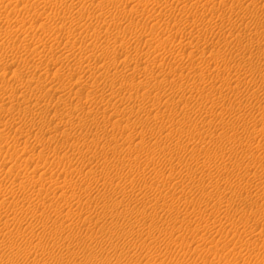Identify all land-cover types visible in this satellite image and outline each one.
I'll return each mask as SVG.
<instances>
[{
  "label": "rangeland",
  "instance_id": "1",
  "mask_svg": "<svg viewBox=\"0 0 264 264\" xmlns=\"http://www.w3.org/2000/svg\"><path fill=\"white\" fill-rule=\"evenodd\" d=\"M226 1L227 0H225V3ZM155 2L154 4H161L160 2L158 3V0ZM243 3L244 0H228L225 5L226 9L216 8L213 17L207 16L206 19H208L202 22L204 25L202 26V24L198 23L197 25L199 26L192 31L195 36L200 35L199 37L204 39H202L200 43L194 40L192 46L195 43H198L200 46L205 45L210 47L209 51L212 50L213 52H216L219 50L218 54L221 56V58H219L221 60L216 61L217 65L220 66V68L235 66L234 70L239 74L242 73L241 77H243L244 72L246 73L245 76L248 83L242 88V91L239 92L240 104L238 106L234 105L230 111L223 110L220 117L224 124L222 128L214 129L203 127L199 130H191L189 128L177 129L174 139L178 140L177 143L180 144L182 149H186V156L180 158L179 165H175L176 161L173 154H167L164 163L160 161L157 162V157L151 148L152 146L148 145L147 142L139 145L138 142H132L125 137L127 134H133L135 132H142L145 137L151 135L153 139L159 136L168 137L169 135L167 134V131L160 132L155 130V123L153 121H145L144 112L138 113L136 116H128L125 112L121 111L123 106L119 102H101L99 96L105 95L107 86H109L110 83L104 87L98 83L92 84V80L90 79L87 88H82L81 91L74 94V90L71 89L72 87L65 82V76L68 73L66 72L67 64L63 63L62 66H57V71L60 72L57 73V81L59 80L57 85L56 83H51V85H48L45 88L39 87V90H37V87L34 85L47 83L51 78L53 69L50 68L48 75L47 72L40 75V70H36L35 73H33L34 62H32L30 56L22 57L20 61L15 63V66H17L13 69H16L18 73L23 75H26L28 72L33 73L34 79L31 84H27L24 87L15 79H9L7 76H0V93L10 92L14 95L24 93L26 95L24 97L25 100H28L30 97V100H32L31 103H34V105L32 104L33 109L36 111L40 110L39 118L44 114L41 121L40 119L38 121L37 117L32 121L28 115L26 116V114L21 113V111H17L15 106H13L12 109H8V111L0 109V145L5 143L4 141L6 139V141H13L14 147L21 148L23 145L26 146V148H31V150H27L29 153L27 154V157L29 156L33 158V162H35V165L32 163V165L28 164L29 166H27V168H20L18 174L19 177H21L22 174L30 176H36L38 174L36 171H31H34L33 168L36 165V168H40L43 163L46 164L47 162H37L34 153L35 151L32 150V146L34 144L47 146L46 143L52 138L54 143L50 140L48 144L50 146L48 147H52L57 151V157L61 162L58 165L59 161L57 159L56 169L54 161L50 160V163L48 162V164L52 167L46 164L49 171L46 172L44 177L52 175V169L53 173L58 170L57 179L62 180L63 178L65 180L62 182H68L67 180L72 179L75 174L78 173V176L81 178L86 189L90 190L99 199L104 197L106 200L111 201V206H109L111 207L110 209L103 210L99 208V210L91 212L89 216L86 215L88 220L85 222V225L88 224L90 227H95V229L98 230H95L97 235L94 232V234L87 235L83 230H79L73 231V234H59L60 237L72 235L74 238L73 244L82 245L89 244L94 239H105L103 238V234H105L106 231L112 232V240H114L117 235L124 238V233L127 232L133 233L134 235L136 233V237H139L141 240L146 238L144 241L145 244L150 245L142 251L132 250V247L128 246H124L118 250V253L122 256L128 254L129 257H125L124 262L128 261L129 264H159L160 262H162L161 264H264V123H253L255 117V121H259L260 119L264 120V61L255 62L256 60L254 61L253 59L252 63H247L245 61L237 63L238 61L235 59L234 51L236 50V47L234 42H232L235 36H239L241 39L240 41L243 43L249 40L260 46L261 49H264V11L257 9L259 5L264 6V0H255L254 5L250 6L245 12H243V18L228 10L233 8L232 10H235L234 12H236L237 7ZM109 4L110 3H106V6ZM132 4H123L122 7L124 10L126 9L125 11L130 10L132 7L138 10L140 9V7L137 8L135 4L134 6H132ZM209 5L208 7H210ZM157 6L158 7L156 8L159 10L160 5ZM107 8L109 9V7ZM181 8L182 5L177 7L174 5L170 10L169 8L162 9L160 7L166 15L163 14L164 17H162L165 18V20L160 18V20H157V23L154 22V24L156 23L155 29L156 31L158 30L157 33L165 27L171 26L173 23L176 24V22H182L181 28L184 29L185 27L186 29L187 26L184 24L192 22L195 17V21L198 20L197 18H199V14L202 13L203 9L194 10L186 15L183 13L184 16L179 13L182 10ZM49 10L51 9H48V11ZM59 11L62 14L65 12L64 9L57 7V12ZM136 12L127 16V19L125 18L126 20L123 19V21H120L122 28L119 31L120 33L118 32L117 34L120 37L116 35L117 32H113L114 36H117L118 38L125 36V34L128 36L129 33L126 28L131 19H134V22H141V29L134 30L136 32L133 31L134 37L141 39L140 37L149 34V30L148 28L146 30L145 26L146 24H152L148 21L145 13H142L141 15L138 13L139 11L136 10ZM113 14L114 13L111 12L110 18L113 17ZM217 15L220 16L218 17ZM115 16L116 18L118 17L117 19H120L119 17L121 15L114 14L112 19H115ZM251 16H254L256 19L253 20ZM182 18H184V20ZM210 19L212 22H210ZM230 21L232 22L230 23ZM122 22H124L125 25ZM215 26H218L217 29ZM142 27L145 30H143ZM57 30H60V32L57 31L59 32V34L57 33V37L59 38L61 37L59 35L63 33L64 28ZM259 31H261V33ZM143 32H145V35H142ZM131 36L132 34L129 37ZM137 47L141 48V46L138 45ZM180 47L179 44L174 43V45L170 47V49L172 48L170 51L178 52L185 50L182 48L180 49ZM138 48L137 51L139 50L140 52V49ZM31 49L34 50L32 47ZM192 50H194V48ZM185 51L188 53L190 50L187 51L186 49ZM185 51H183L184 54H186ZM58 54H60V52ZM58 54L57 56H59ZM248 54L252 57L256 56L255 51H249ZM124 55L125 57H122ZM133 55V52H127L121 55L119 60L121 61L125 58V67L131 68L129 65L132 66L135 62ZM208 56L210 55L204 54V56H202L203 58L200 57L198 61L196 60L197 62H195L194 67L188 66L187 62L184 60L178 63V68L173 66L175 69L170 70L167 76L169 85L176 90L178 89L173 97L168 96V92L164 90L154 93V82L150 80L148 72L146 74L148 82L143 83V85L140 83L137 88L138 91L134 90L136 91L134 92L130 88L124 89L120 92V97L122 99H127L129 97H127V95L130 91V95L132 92V96L130 97H135L136 99H134L137 100L136 102H139L140 97L137 98V96H139V94L141 96V93L148 89L151 90L152 93L144 102V107L147 109H151L152 107L150 116H152L158 109L164 110L163 107H165L166 101L171 102L174 100L178 106L175 108L168 107L164 112L168 113L169 110H171V113H174V121H182L184 123L188 121L192 124L203 123L209 120L212 114H217L219 110L216 107L220 106V103L216 104L215 108L207 106L202 114H199L198 111H196L198 110L197 106L201 105V103L199 104V100H197L195 94H211L214 89L220 87L219 83L214 84L213 88L208 84L211 80L210 75L205 78L204 83L192 81V79L198 76L196 74L200 72V69L204 67L206 63L205 61L211 63V58ZM151 57L152 56H150V59H153V57ZM93 58L94 57L91 56L92 60H94ZM57 59L60 58L57 57ZM142 62H144V60H142ZM45 63V60L40 62V69L48 71L49 65H46ZM127 63L130 64L128 65ZM195 66L198 67L195 68ZM127 68H125V70ZM165 68L166 67H164V69ZM121 69L123 70V68H120L118 71H122ZM61 71H63V74H61ZM165 72H167L166 69ZM233 74V72L223 73L221 82L227 83V80L233 78ZM261 74L263 76H261ZM85 75L88 76V74L85 73H80L79 76L86 77ZM59 77L60 79H58ZM255 83L258 84V87L255 86ZM62 85L63 89L61 88ZM48 89L49 93L44 95L45 90ZM134 89H136V87ZM133 93L137 95L135 96ZM190 94L194 95V97H188ZM63 105L67 107H64ZM68 105L70 106V109ZM71 107L72 109L73 107L75 108L72 110ZM250 110H258L259 113L256 116L250 113ZM44 112H46V114ZM60 113L62 114L60 115ZM52 114L54 115V118ZM85 114H88L89 120H92L91 122H88L87 125L85 124V126L78 128L79 123L84 120ZM61 116H63L62 119ZM27 119L30 122H27ZM68 120L69 122H75L74 128L68 126ZM19 121H25L26 128H29L31 125L36 126L38 123L40 124V127H44L41 128V130L43 129L44 131L42 130L40 133L41 136L39 134L35 135L36 139H34L35 136L34 133L31 134L32 132L29 133L31 134L30 136L29 134L27 136L26 132H22L21 135L15 131V128H10L8 126L6 128L3 127V124L10 125L11 123L15 125L19 123ZM28 123L30 124L28 125ZM38 124L37 126L39 127ZM172 124L174 123L169 120L164 128L168 129L167 126ZM123 126H126V128H122ZM173 126L177 128V126ZM253 126L255 127L254 129ZM27 132L29 131L27 130ZM84 132L95 135L98 134L99 137L106 133L108 136L107 142H103L102 138L98 141L93 140L90 136L85 138ZM43 133L46 135H43ZM145 139L147 140V138ZM42 143L45 144L43 145ZM75 143L76 146L78 144L79 150L77 149V153L80 151L84 156L87 155L86 159H80L76 155L77 150H73V148H77L74 146ZM162 146L168 145H158L157 148H161ZM13 152H15V154ZM13 152H9L12 153V155H10V157H12L10 158L11 160L5 164L6 167L14 164L20 155L18 154L17 149ZM14 156H16V158ZM14 159L15 161L13 162ZM212 159L215 160L214 164L212 163ZM108 161H112L113 164H108ZM163 164H165V166H163ZM128 165L139 171L120 181H115L114 183L117 187L110 188L108 186L109 181H107V178L103 175L122 172L127 170ZM160 165L163 170L161 167L159 168ZM222 165L231 169L237 177L233 180L231 179L229 182L227 173L220 169ZM63 169L73 170H67L64 172ZM170 169H173L175 173L180 174H185L188 170H191L194 173L191 180H182L173 176L168 182L166 181L164 183L163 188L170 190L169 194L173 198L172 201L165 202L161 200V198L157 197V191L150 190L148 187L141 191H135L130 197L122 196V188L128 186L130 182L132 187H136L140 182L142 184L143 182H162ZM204 169H209V172H204L203 174L200 173V171ZM159 171L161 172L158 173ZM93 174L100 175V177L93 181L91 179ZM52 176L54 178L56 175L54 174ZM221 178H225V180H221ZM197 180H200L203 187L198 186ZM23 185L24 187H27L28 182L25 181ZM181 187H183V193L178 192ZM81 188H83V186H81ZM133 189L136 190L135 188ZM221 189L224 190V199L220 204L215 196ZM65 190L66 189L62 186H59L53 197L55 210L53 209V211H46L47 213L43 212L37 214L36 220L44 221L47 217L48 219L45 220H49V218L50 220H53L56 216L57 220H60L61 216L67 212L72 222L79 226L77 217L81 215V213L74 208L66 209L59 204L60 200H70V194L65 193ZM49 191L50 189L47 190V192ZM198 194H200V196ZM169 204L171 208H168ZM7 206L5 205L4 208L7 210L12 209L11 206ZM86 216L83 217L86 218ZM231 225L237 226L238 229L240 227V229L231 234V232H228V230H232ZM98 228H102V231ZM77 232L78 234L76 235ZM84 233L86 235H84ZM242 233H244V235ZM78 235L80 236L78 237ZM48 240L52 239H44L42 241L43 249L44 251L49 252L53 258L57 256V264L60 258H63L64 256L67 257L68 254H72L73 256L77 255V257H80V259L85 262H89L90 258L94 256L89 253L90 251L85 252L81 249L76 250V248H70L68 244L54 245L53 248H49L50 245L45 242ZM17 245L21 246L20 243ZM129 245L132 246L131 243ZM152 246L159 248L161 251H155ZM121 255L120 258L123 259ZM106 257L110 259L109 261L114 262L115 255L113 253H108Z\"/></svg>",
  "mask_w": 264,
  "mask_h": 264
},
{
  "label": "bare ground",
  "instance_id": "2",
  "mask_svg": "<svg viewBox=\"0 0 264 264\" xmlns=\"http://www.w3.org/2000/svg\"><path fill=\"white\" fill-rule=\"evenodd\" d=\"M155 1L157 0H0V76L2 77L7 76L9 79H15L25 87L27 84H31V82H33L34 79L33 73H35L36 70H40V75H43L45 72H47L48 75L50 72V68H52L53 72L51 73V78L47 83L41 85H34L37 87L36 89L39 90V87L45 88L46 86L51 85V83H56L57 85V82L59 81V80L57 81V75H58L57 73H60L57 71V66L59 67L62 66L63 63H66L67 64L66 72L68 74L65 76L66 77L65 82H67L68 85L72 87L71 89L74 90V94H77L79 91H81L82 88H87L90 79L92 80V84L98 83L100 85H103L104 87H106L107 84L110 83L109 86H107V91L105 92V95L99 96L101 102H105V103H109L110 101H113L114 103L119 102L123 106L121 111L125 112L128 116H136L138 113L144 112L145 121H149V120L153 121L155 123V130H158L160 132L167 131V134L169 135L168 137L159 136L153 139L151 135L145 137V135L142 132H135L133 134H127L125 137L131 140L132 142L135 143L138 142L139 145H142L144 144V142H147L148 145L152 146L151 148L153 150V153L157 157L156 160L157 162L160 161L164 163L165 156L167 154H173L176 161L175 165H179L180 158L182 156H186L185 153L186 149H182L180 147V144L177 143L178 140L174 139L177 129L189 128L191 130H199L200 128L203 127L214 128V129L222 128L224 124L220 117L223 110L230 111L234 105L238 106L240 104L239 92L242 91V88L248 83V81L246 80V76H245L246 73L244 72L243 77H241L242 73L241 74L237 73L234 70L235 66L232 67L227 66L225 68L221 67L222 68L221 69L220 66L217 65L216 61L221 60L219 59L221 58V56L218 54L219 50L216 52L210 50L211 51L210 52L209 51L210 47H207L205 45L200 46L198 45V43H195L192 46V42H194V40L200 43L203 39L199 37L200 35L195 36L194 32L192 33L193 29L199 26L197 25L198 23L202 24L203 26L204 23L202 22L208 19V18L206 19L207 16L213 17L215 15L216 8L226 9L225 5L228 0L226 1V3L225 0H164V1L158 0V3L160 2L161 4H154ZM254 2L255 0H244V3L241 4L239 7H237L236 12H234L235 10L234 11L232 10L233 6L231 7L232 9H228V8L227 9L230 10V12L235 13L237 16H241L243 18L244 17L243 12H245L250 6H253ZM106 3H110V4L106 6ZM127 3L128 4L133 3L132 6H134L135 4L136 7L137 8L140 7V9L138 10L132 7L133 9L130 8V10L125 11L126 9L124 10L122 5L123 4L126 5ZM137 5H142V6H137ZM157 5H160L162 9L169 8V10L170 8H173L174 5H176V7L182 5L181 8L182 10L179 13L180 14L185 13V15L188 14L189 12H193L194 10L196 11L197 9L200 10L201 8L203 9H202V13L200 12L201 14H199V18H197L198 20L195 21L196 18L195 17L193 19L194 21L192 20V22H189L188 24H184L187 26L186 29L185 27L184 29L181 28L182 22L181 23L176 22V24L173 23L171 24V26L165 27L164 29H162L160 32L157 33L158 30L156 31L155 24L158 22L157 20H160V18L164 17L163 14L166 15L164 11L160 9V7L159 10L156 8L158 7ZM208 5L210 7H208ZM57 7L64 9L65 10L64 14H62L60 11L57 12ZM107 7H109V9ZM48 9L51 10L48 11ZM257 9H259L260 11H264V6L259 5ZM136 10L139 11L138 13H140L141 15L142 13L143 14L145 13L148 21L152 24V25L146 24L145 26L146 30L148 28L149 34L145 35V32H143L142 35L144 34L145 36L140 37L141 39L134 37L133 34L134 32H136L134 30L141 29L140 28L141 22L139 21H138L139 23L134 22L133 21L134 19L133 20L131 19L126 28L127 32L129 33L128 36H126L125 34V36L123 37L121 36V38H118L117 36L119 35L117 34L122 28L120 21H123V19H125L127 16L132 15L134 12H136ZM111 12L119 16L121 15L119 17L120 19H117L118 17L116 18V16L115 19H112L114 17V14L113 17L110 18ZM217 16L219 17L220 15ZM251 18H253V20L256 19L254 16H251ZM163 19L165 20V18H162V20ZM182 19L184 20V18ZM154 22L156 23L154 24ZM210 22H212V20ZM231 22L232 21H230V23ZM212 27L214 28V26ZM60 28H64V30L63 33L59 35L61 37L58 38L57 33L59 34L60 30L57 29ZM143 30L145 29L143 28ZM113 32H117L116 33L117 36H114ZM259 32L261 33V31ZM131 34L133 37L132 36L129 37ZM240 40L241 39L239 36H235V38L232 40V42H234L236 47V50L234 51H235V59L238 61L237 63H240L242 61H245L247 63L249 62L252 63L253 59L254 61L256 60L255 62L264 61V49H261L260 46L254 44L249 40L244 43ZM174 43L179 44V46H181L180 49L182 48L185 50L187 49V51L189 50L190 51L186 53V51L183 50L185 51L186 54H184L183 51H178V52L170 51L172 49V48L170 49V47L173 46ZM137 45L141 46L142 49L138 48ZM31 47L34 48V50L31 49ZM137 48L140 49V52L139 50L137 51ZM193 48L194 50H192ZM249 51H255L256 56L252 57L250 54H248ZM59 52L60 54H58ZM127 52L134 53L133 55L135 59L134 64L131 66L129 65L130 63L129 64L127 63L131 68L125 67L126 64V62L124 61L125 58L123 59L121 58L122 59L121 61L119 60L121 55ZM57 54L59 56H57ZM204 54L210 55L208 57L211 58L210 59L211 63L205 61L206 63L204 67L200 69V72L196 74L198 76L192 79V81L193 82L197 81L198 83H204L205 78L208 75H210L211 80L209 81L208 84L212 88L214 87V84L216 83L220 84V87L214 89L211 94L210 93L207 95H201L199 93L195 94L197 100H199V104L201 103V105L197 106L198 110H196L198 111L199 114H202L203 110L207 106L215 108V105L220 103V106L216 107L219 110V112L214 115L212 114L209 120L200 124L197 123L192 124L188 121L186 123L182 121H174V113H171V110H169L168 113H164L166 108L168 107L175 108L178 106L174 100H172L171 102L166 101L165 107H163L164 110L158 109L157 111H155V113L152 116H150L152 107L151 109H147L146 107H144V102L149 98L150 94L152 93L151 90L148 89L147 91L141 93L142 94L141 96L140 94L139 96H137V98L140 97L139 102H136L137 100H135L136 99L135 97L133 98L130 97L132 96V92L131 95L129 94L130 91L129 93L126 92L128 93L127 97L129 96L127 99H122L120 97L121 95L120 92L122 90L130 88L131 90L134 91L137 90L140 83L143 85V83L148 82L146 77L147 72L148 75L150 76V80L154 82V93L157 91L159 92L160 90H164L168 92V96L173 97L178 89L176 90L169 85L167 81L168 72L170 70H174L175 68H178L179 65L178 63H180V61L182 60L187 62L188 66L194 67L195 62H197L200 59V57L204 56ZM25 56H30L32 58V62H34V67H33L34 71L33 73L28 72L26 73V75H23L18 73L16 69L13 68L17 66V65L15 66V63L20 61L21 58ZM91 56L94 57L93 58L94 60L91 59ZM150 56H152L153 59H150ZM57 57L60 59H57ZM122 57H125V55ZM44 60L46 61L45 64L49 65L48 71H45V69L43 70L40 69V65H41L40 62L41 61L43 62ZM142 60H144V62H142ZM173 66L176 67L174 68ZM164 67H166L165 69L167 70V72H165ZM197 67L198 66H195V68ZM120 68H123V70L121 69L122 71H118V69ZM125 68L127 69L125 70ZM231 72L234 73L233 78L227 80L228 81L227 83L221 82L222 74L231 73ZM80 73L88 74V76L85 75L86 77L84 76L81 77L79 76ZM61 74H63V71H61ZM261 76L263 75L261 74ZM58 79H60V77ZM255 86L258 87V84L255 83ZM135 87L136 89H134ZM61 88L63 89V85ZM48 91L49 89L45 90L44 95L46 93H49ZM25 96L26 95L24 93L17 95H14L13 93L10 92L0 93V103H1L0 109L2 110L4 109L5 111H8V109L10 108L12 109V107L15 106L17 111H21V113L26 114V116L28 115L32 121H34L36 117L38 121L39 119L41 121V118L42 116H44V114L42 113L43 115L41 116V118H39L40 110L39 111L34 110L32 106V104L34 105V103H31L32 100H30V97L28 100H25L24 98ZM188 97L193 98L194 95L190 94L188 95ZM74 108L75 107H73V109ZM249 112L256 116L259 113L258 110H250ZM44 113L46 114V112ZM61 114L62 113H60V115ZM62 117L63 116H61V119ZM84 117H85L84 120L81 123H79L78 128L85 126V124L87 125L88 122H91L92 120V119L89 120L88 114H85ZM255 119L256 117L254 118L253 123H264V120L262 119H260L259 121H255ZM169 120H171L174 124L167 126L168 129H165L164 126L167 124ZM24 122L19 121V123L15 125L11 123L10 125L3 124V127L6 128L8 126L10 128L11 127L15 128V131L18 132L19 134H21L22 132H26L27 136L31 132H32L31 134L34 133V136L37 134L41 136L40 133L43 130V129L41 130V128L44 127H40V124L37 123L39 127L36 124V126L31 125L29 128L28 127L26 128V124ZM27 122L30 121H28L27 119ZM29 124L30 123H28V125ZM74 124L75 122H69L68 120V126L74 128ZM173 125L177 126V128H175ZM122 128H126V126H123ZM254 128L255 127L253 126V129ZM26 129L29 132H27ZM84 133H85L84 134L85 138L90 136L93 140H97V141L102 138L103 142H107L108 136L106 135V133H104L101 137H99L98 134L95 135L86 132ZM31 134H29V136ZM46 134L43 133V135ZM145 138H147V140ZM34 139H36V136ZM50 140H52V138L49 139V141ZM49 141L48 143H46L47 144V146L45 145L46 147L42 145L34 144L32 146V150L35 151L34 153L36 155L37 162H41V163L47 162L46 164L50 165L48 164V162L50 163L51 160L54 161L56 168L57 159L59 161L58 165L60 164L61 160L57 157V151L52 147H51L52 149L48 147L50 146L48 145ZM4 142L5 143L0 145V264H57V256L53 258L49 252L44 251L42 245V241L44 239H52L45 241L46 244L50 245L49 248H53L54 245L58 246L59 244L60 245L68 244L70 248H76V250L81 249L84 250L85 252L90 251L89 253L91 255H94L90 258L89 262L87 261L85 262L81 260L80 257H77V255L73 256L72 254L71 255L68 254L67 257L64 256L63 258H60L58 264L60 263L129 264L128 261L124 262L125 257H129L128 254L126 256H122L121 254L118 253V250H120L124 246H128V247H132L131 248L132 250L142 251L150 245V244L148 245L145 244L144 241L146 240V238L144 240H141L139 237L135 236L137 235L136 233L134 235L133 233H128V232L124 233V238H121L120 236L117 235L115 239L112 240V232L106 231V233L103 234L104 235L103 238L105 239H99V238L94 239L91 242L89 241L90 242V243L88 242L89 244H82V245L73 244L74 238L72 237V235L71 236L65 235L64 237H60V235H63V233L73 234L72 233L73 231H79V230H83L87 235H90L93 232L95 233V230H97L95 229V227H90L88 224L85 225V222L88 220L87 216H89L91 212L95 210H99V208L103 210L110 209L111 207L109 206H111V201L106 200L104 197L102 199H99L90 190L86 189L81 178L78 176V173H76L72 179L67 180L68 182H62L63 180H65L63 178L62 180L57 179L58 170L55 171V169H54L55 171L54 173H53V169L51 170L52 173L50 172L52 175L54 174L56 175L54 178L52 175H48L47 177H44L46 175V172L49 171L47 165L44 163L40 168H36L37 166L36 165L33 168L34 171H31V172L36 171L38 173L36 176L22 174V176L19 177L18 174L20 168L22 169L27 168V166H29L30 164L32 165V163L33 165H35V162H33L34 159L29 156L27 157V154H29L27 150H31V148H26V146L23 145L21 146V148L14 147V142L11 140L6 141L5 139ZM51 142H53V140ZM158 145H168V146H162L161 148H157ZM74 146L77 147L76 149L73 148V150L76 151L78 149V144L76 146L75 143ZM16 149L18 151V154H20L19 157L17 158V161H15V159L13 160V162L15 161L16 163L15 162L14 164L11 163L12 165L6 167L5 164L8 163L9 160H11L10 158L12 157V156L10 157L12 153L9 152L10 151L13 152L14 150L16 151ZM78 150L76 151V153L78 152ZM13 153L15 154V152ZM76 155L83 160L87 158V155L84 156L83 154L80 153V151ZM14 157L16 158V156ZM107 163L113 164L112 161H108ZM212 163L213 164L215 163L214 159H212ZM163 166H165V164H163ZM50 167L52 166L50 165ZM160 167L161 165L159 166V168ZM220 169H222L224 172L227 173L229 182L231 181V179L233 180L237 177V175L234 174V172L231 169H228L225 165H222ZM63 170L64 172H66L68 169H63ZM72 170L73 169H69L68 171H72ZM137 171L139 170L136 168H132L131 166L128 165L127 170H124L122 172H114L111 175L104 174L103 176L107 178V181H109L108 186L111 188V187H117V185L114 183L115 181H120L128 177L129 175L136 173ZM161 171H159L158 173H160ZM204 172H209V169H204L200 171V173L202 174ZM193 174L194 173L191 170H188L185 174H180V173H175L173 169H170L168 170L167 176L163 178L162 182H158V183L143 182V184L140 182L136 187H132L130 182L128 186L122 188L123 190L122 196L130 197L135 191L138 190L141 191L144 188L148 187L150 190L157 191L158 193L157 197L161 198V200L165 202L172 201L173 198L169 194L170 190L163 188L164 183L166 181L168 182L173 176H176L177 178H180L182 180H191ZM99 177L100 175L93 174L91 179L95 181ZM221 180H225V178H221ZM25 181L28 182L27 187H24L23 185ZM197 182L199 187H203L200 180H197ZM59 186H62L64 189H66L65 193L70 194V200L67 201L60 200L59 204L65 207L66 209L74 208L81 213V215L77 217L79 226H77L74 222H72L67 212L64 215L61 214L62 216L60 220H57V216L56 217L54 216L55 218L54 219L52 218L53 220H50V218L49 220H45L48 219V217L45 218L44 221L36 220L37 214H41L43 212L45 213L46 211H53L55 207L53 197L55 196V192L58 190ZM81 186H83V188H81ZM133 188H135L136 190H134ZM48 189H50L49 192H47ZM182 190L183 187H181V189L178 192L183 193ZM198 195L200 196V194ZM215 198L221 204L224 199V190L221 189L220 191H218L216 193ZM5 205L11 206L12 209L11 210L5 209L4 208ZM168 208H171L170 204L168 205ZM55 213L57 214L56 211ZM83 216H86V218ZM98 229L102 231V228H98ZM231 229L233 231L228 230V232H231L232 234V232H237L240 229V227L238 229L237 226L231 225ZM85 233L84 235H86ZM77 234L78 232L76 233V235ZM95 234L97 235V233ZM242 234L244 235V233ZM79 236L80 235H78V237ZM19 243L21 244V246L17 245ZM130 243L132 246L129 245ZM152 248L155 251H161L159 248L155 246H152ZM108 253H113L115 255V258L113 260L114 262L109 261L110 259L106 257ZM120 255L123 259L120 258ZM161 263L162 262H160L159 264Z\"/></svg>",
  "mask_w": 264,
  "mask_h": 264
}]
</instances>
